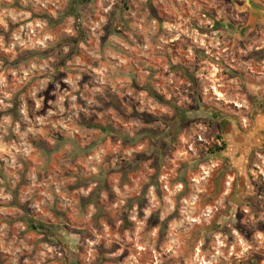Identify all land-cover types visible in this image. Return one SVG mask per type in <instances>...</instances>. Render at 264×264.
Instances as JSON below:
<instances>
[{
	"label": "rangeland",
	"instance_id": "1",
	"mask_svg": "<svg viewBox=\"0 0 264 264\" xmlns=\"http://www.w3.org/2000/svg\"><path fill=\"white\" fill-rule=\"evenodd\" d=\"M155 1L168 22V34L157 40L152 36L158 24L138 23L150 15L139 10L145 0H0V264H264V181L260 193L253 180L264 168L251 157L234 166L219 145L228 126L218 125L221 114L250 115L233 96L248 97L251 80L264 70V46L248 67L256 38L233 39L232 22L223 21L224 0ZM123 12L135 24H116L114 17ZM176 16L186 19L171 22ZM114 30L145 35L140 42L131 39L133 48L157 67L155 85L161 94H173L178 113L169 131L163 119L170 113L157 115L151 126L161 138L145 137L131 154L130 181L158 182L156 192L147 189L131 211L122 209L127 194L107 187L117 183L114 176L122 177L109 160L119 146L89 150L98 131L83 124L97 122L90 116L100 119L93 95L108 84L110 69L91 66L103 35ZM78 33L86 37L78 44L82 54L68 65L93 70L84 86L80 74L67 76L56 67L60 52L69 51L65 39ZM158 50L170 53L161 63ZM172 57L191 69L192 79L185 82L170 70ZM235 71H241L237 82L230 80ZM259 89L264 94V82ZM63 133L62 148L56 137ZM71 139L89 151L75 150ZM91 178L100 183L99 193L96 186L76 190ZM91 194L101 207L97 212L84 202ZM38 222L49 235L32 231Z\"/></svg>",
	"mask_w": 264,
	"mask_h": 264
},
{
	"label": "crops",
	"instance_id": "2",
	"mask_svg": "<svg viewBox=\"0 0 264 264\" xmlns=\"http://www.w3.org/2000/svg\"><path fill=\"white\" fill-rule=\"evenodd\" d=\"M229 2V0H227ZM237 1V0H236ZM147 3H142V5L139 6V10L149 11V16H144L142 18H138L139 24L141 23H156L158 24V31H155L152 38L158 39L163 38L164 35H167L168 32L163 30V25L168 23L166 19H164L162 16L158 15L157 10V1L155 0H145ZM195 0L193 1V3ZM148 4V5H147ZM231 4V3H230ZM234 6L236 9L245 11L247 14V22L243 25L241 28L244 29L243 33H241V30H239V25L230 23L229 26L233 28V32L235 34L233 35V39L235 41H242L243 39L249 40V39H255L254 43L252 44L251 48H255L254 52H252L249 56L250 59H245V63L248 67H252L253 63L256 61L258 62L259 57V51L258 49L262 48L264 44L262 43L264 41V1L262 0H251V3L248 4L247 2L245 4H241L237 1V3H234ZM232 5V4H231ZM229 6V5H228ZM129 8H131L129 6ZM130 10V9H129ZM126 12H123L122 16L114 17V21L116 24H119L120 22L125 25V27L128 28V26H132V22L134 23V18L126 17L124 14ZM152 14V15H151ZM225 18L223 17L224 23H229L227 20L225 22ZM186 18H183L182 16H176L173 18L171 22L178 23L179 20H183ZM188 19V18H187ZM137 23V24H138ZM236 28V29H235ZM258 28L260 30L261 35L257 36V34L254 33L255 29ZM248 29V30H247ZM262 30V31H261ZM243 35V36H242ZM143 33L140 32H116V30L111 32H106L102 39L103 42L100 45V48L96 50L95 54L97 56V59H94L91 68L93 67L96 69L97 72H100L102 68H109L108 71V77L107 80L108 84L104 86L103 91L98 92L93 95V99L95 100L94 107L98 111V117L100 119H97L96 116L94 117H88L89 119L97 121L93 124L95 125L94 129H97L98 135L93 139L92 142L95 140L97 141L99 137L102 136V128L101 127H110L109 131L107 132V135L105 136V139L102 141H97L94 148L97 149L100 145H117L119 146L121 152L118 154H110V162L112 163V167L114 171H122V177H116L114 176V180H118L116 184L111 188L110 185L107 187L112 189H122L123 194H127L124 198L125 205L122 206V209H126L127 211H131L133 207L137 208L139 207L140 202L145 197V191L147 189L155 190L158 185L157 179L148 178V180L139 181L141 180L138 178L136 179V184H133L130 181L129 175H127L128 170L130 171V168L133 167L134 161H130V164L127 167L122 169L120 167L118 160V155L122 154L126 157V159H131L133 152H137L136 148L138 145H142V140L145 137L151 138L150 135L145 136L142 140L135 142V141H129L126 142L123 138V135H129L130 137H134L139 131L144 129L149 125V123L145 120L144 115H153V116H163L162 118H167V116H164L168 113H170L169 119H163L164 122L167 124V128L169 126V120H176L177 118V111L175 110L176 107L174 106V98L172 97V93H170V97L168 95H163L160 93V91L157 89L155 83L157 81L156 74L158 72L157 67L149 64L146 60L143 59L142 54H144L143 50H136L133 48L136 43L132 42V40H136L138 42L142 41ZM232 36V35H231ZM177 40V39H176ZM130 42V43H127ZM178 44V42L173 43ZM140 45V44H138ZM188 45V44H187ZM128 46V47H127ZM188 47H190L188 45ZM188 50H191V48H188ZM158 60L160 63L162 62L164 54H167V51L158 50ZM167 52V53H166ZM82 54L81 49H79L75 54L68 58L64 63H62L59 66V71L64 72L65 75H70L69 73L73 74H80L81 75V85L84 86L87 83L91 84V80L93 79V70L92 69H72L68 62L72 59H74L76 56H80ZM170 54V53H168ZM257 59V60H255ZM120 60V61H118ZM169 66L171 67L170 70L174 73L178 74V77L183 80L187 81L191 76L193 77V74H190L189 76L184 75L183 71L185 70L186 65L184 63H179L176 61L173 57L168 60ZM112 68V69H111ZM189 69V68H187ZM191 70V69H189ZM194 70H196L194 68ZM235 76L233 78H230L231 81L237 82V77L239 78V75L241 73L235 71ZM233 75V74H232ZM244 76V74H242ZM232 77V76H231ZM247 78H249V75L246 74ZM257 80L253 81L251 80V83L255 84L256 90L259 91V85H261L264 82V70L259 72V75L256 76ZM192 79V78H191ZM113 83L112 86L114 88H111L109 86V83ZM208 84V81L206 82ZM238 85V84H237ZM81 86V87H82ZM238 86H234V90H236ZM259 89V90H258ZM229 91V88L227 89ZM261 92V91H259ZM234 99H238L240 101L246 102V97L242 94L233 96ZM163 108L165 111L159 112L154 111V108ZM196 112V111H195ZM201 113V111H199ZM197 112L198 114H200ZM244 117L242 116V119ZM181 119H184L181 115ZM252 119H253V127L250 130L241 129L239 125L234 122L228 126V129L225 130V138L227 140L228 146L224 150L226 153V158L229 159L230 162L234 166H240L243 167L246 165L245 162H247L250 157L252 156V153L255 148H262L264 147V104L262 101L255 104L253 110H252ZM81 120H87V117L85 115L81 116ZM92 123V122H91ZM122 124V125H121ZM121 127L123 128L122 130ZM119 128V129H118ZM112 129V130H111ZM159 131V130H158ZM67 134L63 133L62 136H65ZM129 140V139H128ZM152 140V138H151ZM78 143V148H82V142L78 139L76 141ZM66 147V146H65ZM119 150V151H120ZM150 150V149H149ZM148 150V151H149ZM152 150V149H151ZM132 154V155H131ZM80 159V158H79ZM161 182V181H160ZM99 182L95 181L94 179L90 180L88 183H85V185L77 186L75 185L76 190L80 189L82 187H90L96 186V191H94V194L99 193L101 188L99 189ZM108 184V182H107ZM132 185V186H131ZM112 186V185H111ZM79 187V188H78ZM120 187V188H119ZM104 187H102L103 189ZM108 188H104V190H107ZM124 188L127 190L124 191ZM108 189V191H109ZM94 190V189H93ZM103 191V190H102ZM52 195L53 192L50 191ZM93 192V191H92ZM92 195V194H91ZM92 195L89 199V202L87 206L92 207L94 212H97L98 209L101 207L95 203V199ZM92 198V201H91ZM91 201V202H90ZM97 201V200H96ZM137 205V206H136ZM102 206V205H101ZM108 208L107 206H105ZM53 211L55 208H52ZM54 214H56L54 212ZM32 231L40 233V229L33 224L32 225Z\"/></svg>",
	"mask_w": 264,
	"mask_h": 264
},
{
	"label": "flooded vegetation",
	"instance_id": "3",
	"mask_svg": "<svg viewBox=\"0 0 264 264\" xmlns=\"http://www.w3.org/2000/svg\"><path fill=\"white\" fill-rule=\"evenodd\" d=\"M237 1L240 2V0H237ZM237 1L236 0H229V2H228L227 0H224V6L223 7L225 8V17H226L225 22L227 20L228 22H233L237 25L240 24L239 28H242L243 27L242 25H244L247 22L248 16H247L245 11L243 12V11L235 8L233 2L237 3ZM245 3H246V0H245ZM243 31L244 30H241V33H243ZM258 32H260V30L258 28H256L254 33L257 34ZM252 85H254V86H252V87L250 86L248 91H247L248 97L246 99L245 104H239L237 101L235 102V105L240 106L241 108L243 107V110H244V108L248 107L250 109V115L247 117L244 116V118L242 119V117H240L236 113H233L232 111H231V113H226L225 115L221 114V116L219 115L220 118H218V120L220 121V123H218V125H220L221 122H223L224 124H226V126H229L230 124L236 122L241 129L247 128V130H250L253 127L252 110H253L255 104H257L258 102L262 101L264 104V94H262V93L259 94L258 91L256 90L255 84L252 83ZM192 100H193L192 104H195V102H194L195 99L192 98ZM207 102H213V100L209 99V101H207ZM220 108L224 109L222 107H220ZM200 111L204 112V111H206V108H203ZM197 112H199V111H197ZM201 115H203V114H201ZM210 119L215 120L213 117H211ZM207 130H210V128ZM219 142H220L219 145L222 148H227L228 143H227V140L225 138V134L220 136ZM251 162H253V165L255 164V166H257L261 169L264 168V147L254 149L253 154L251 156ZM261 174H263V176L260 177L259 175H256L253 179L255 184H256L258 191H260V188L263 186L261 184V181H260V179L264 181L263 170L261 171ZM260 193H261V191H260ZM258 194L259 193L257 192V195ZM235 211H237V209H235Z\"/></svg>",
	"mask_w": 264,
	"mask_h": 264
},
{
	"label": "trees",
	"instance_id": "4",
	"mask_svg": "<svg viewBox=\"0 0 264 264\" xmlns=\"http://www.w3.org/2000/svg\"><path fill=\"white\" fill-rule=\"evenodd\" d=\"M121 16V15H120ZM51 20V19H50ZM86 37L80 33H78L76 36H72L71 38L69 39H65L64 42H67L68 45H70L69 47V51L67 53L65 52H60V57H59V60L57 61L56 63V67H58V70H59V66L64 63L68 58L72 57L75 52L78 51V44L82 41V40H85ZM184 75L186 76H189L190 77V74H189V69L185 68V70L183 71ZM175 106V105H174ZM176 107V106H175ZM176 110V109H175ZM177 111V110H176ZM144 118L145 120L149 123V125L147 127H145L144 129H142L141 131H139L134 137H130L129 135H123V138L125 139L126 142H129V141H135V142H138L140 140H142L145 136L147 135H150V137L152 138L153 141H156L158 139L161 138V136L163 135L162 133H159L157 128L156 127H152L151 126V121H154V119L156 118V116H153V115H144ZM176 121V120H169V126H168V131L170 130V128H172V125H173V122ZM83 124L87 125L88 128H93L95 127V125L93 123H88V122H84ZM102 129V136L99 137V139L97 141H102L105 139V136L107 135V132L109 131L110 127H101ZM112 130V129H111ZM173 131V130H172ZM173 134V133H172ZM176 134V132H175ZM57 138V146L58 147H61L62 145V148L66 146V141H67V138H64V136H58L56 137ZM69 138V137H68ZM129 139V140H128ZM72 143L71 144L75 150H78L80 152V149L81 151H89V150H92L94 149V146L96 144V140L94 142H92V144L90 145V147H88V149L86 148L85 150L83 148H78V143L76 142V140H73L71 139ZM62 148H60L59 150H61ZM120 159V160H119ZM110 160V159H109ZM118 163L119 165H121L122 163L128 161L130 163V159H126V157L122 154H119L118 155ZM141 159H139L140 161ZM111 166L112 163H111ZM92 180L89 179L87 180V182L85 181V183H88V181ZM84 202L88 203L89 202V199H84ZM35 225L42 231H44L43 233H45L46 235H49V229L47 228L46 224L45 223H42V222H38V223H35Z\"/></svg>",
	"mask_w": 264,
	"mask_h": 264
},
{
	"label": "built area",
	"instance_id": "5",
	"mask_svg": "<svg viewBox=\"0 0 264 264\" xmlns=\"http://www.w3.org/2000/svg\"><path fill=\"white\" fill-rule=\"evenodd\" d=\"M262 62H263L262 64H264V59H263ZM198 139H199L200 141H206L205 137H204L203 135H201V134L198 135ZM190 148H192V146H191ZM165 177H166V176H164V175L161 176L162 179L165 178ZM162 179H161V181H162ZM193 180H194V179H193ZM168 184H169V183H166L164 186L167 188V187H168Z\"/></svg>",
	"mask_w": 264,
	"mask_h": 264
},
{
	"label": "water",
	"instance_id": "6",
	"mask_svg": "<svg viewBox=\"0 0 264 264\" xmlns=\"http://www.w3.org/2000/svg\"><path fill=\"white\" fill-rule=\"evenodd\" d=\"M246 2H247L248 4H250V3H251V0H246ZM229 28H231V26H229Z\"/></svg>",
	"mask_w": 264,
	"mask_h": 264
}]
</instances>
